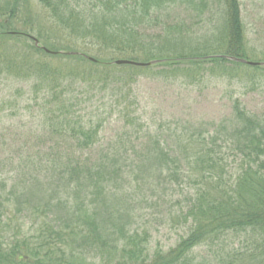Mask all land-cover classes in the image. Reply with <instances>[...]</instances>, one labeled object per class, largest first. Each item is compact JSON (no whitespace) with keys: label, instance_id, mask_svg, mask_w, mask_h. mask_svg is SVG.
<instances>
[{"label":"trees","instance_id":"16d2710c","mask_svg":"<svg viewBox=\"0 0 264 264\" xmlns=\"http://www.w3.org/2000/svg\"><path fill=\"white\" fill-rule=\"evenodd\" d=\"M3 1L0 72L34 80L50 144L10 158L8 171L1 162L0 264H264V116L236 98L220 119L143 136L124 113V130L107 139L104 118L79 113L73 95L157 66L171 77L207 63L211 73L248 66L264 75L235 60L264 62L248 47L240 0H38L48 20L32 14L26 30L29 5ZM27 38L32 52L17 48ZM153 216L176 235L171 245L153 241Z\"/></svg>","mask_w":264,"mask_h":264},{"label":"rangeland","instance_id":"374dc122","mask_svg":"<svg viewBox=\"0 0 264 264\" xmlns=\"http://www.w3.org/2000/svg\"><path fill=\"white\" fill-rule=\"evenodd\" d=\"M0 3L3 4L4 1L0 0ZM25 3L29 5V10H22V19L27 18L20 24L21 28L26 30L32 26L28 21L32 14L33 17L36 15L37 23L47 22L50 13L47 7L38 0H25ZM240 3L249 40L248 47L255 49L256 58L259 57L258 52H264V0H240ZM190 14L185 7L179 9L178 15L181 18L191 21ZM211 14L201 17L203 22L200 29L202 25H212ZM33 44L30 39H21L17 48L32 52ZM211 65L203 64L200 72L193 75H188L190 72H187L183 77H171L167 74L166 67L157 66L127 85L112 83L101 90L100 85L86 84L76 86L73 95L77 100L79 113L104 118L101 135L107 139L124 130V113L136 118L135 122L141 128L138 135L143 136L148 130L154 133L168 131L170 122L175 126L187 122L188 125L196 126L199 124L195 123L220 119L230 114L236 98L249 111L264 116V75L260 71L243 66L240 70L237 67L222 74L219 70L211 73ZM32 84L34 80L30 76L15 78L7 72H0V168L1 162L6 160L2 171L10 170L11 163L15 165L10 158L19 159L18 155L23 154V159L26 160L33 147L39 145L42 148L50 144L43 139L45 134L41 131V109L35 95L38 90H34ZM122 97L126 102L122 100L120 104ZM123 104L128 108L123 109ZM184 125L186 124L181 127ZM40 132L43 133L41 139H37ZM107 139L104 141L107 142ZM149 226L154 242L160 240L164 245H171L175 241L176 235L160 216L151 217ZM201 251L205 253V248Z\"/></svg>","mask_w":264,"mask_h":264},{"label":"water","instance_id":"95a60500","mask_svg":"<svg viewBox=\"0 0 264 264\" xmlns=\"http://www.w3.org/2000/svg\"><path fill=\"white\" fill-rule=\"evenodd\" d=\"M32 38H33L35 44L39 45V40L37 38L33 37V36H32ZM43 48L48 53H57L55 51L49 50L48 48H45V47H43ZM71 53L72 52H67V54H71ZM89 58L93 60V58H91V57H89ZM235 60L250 64V65H261V66H264V62H253V61H247V60H244V59H235ZM155 62H157V61L153 60V61H150V62H139V61H134V60H129V59H117L113 63L116 64V65L148 66V65L154 64Z\"/></svg>","mask_w":264,"mask_h":264}]
</instances>
